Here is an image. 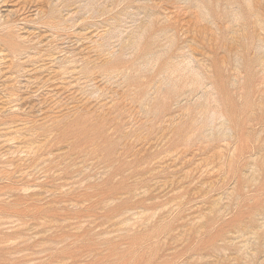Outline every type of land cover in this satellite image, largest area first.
<instances>
[{
	"label": "rangeland",
	"instance_id": "rangeland-1",
	"mask_svg": "<svg viewBox=\"0 0 264 264\" xmlns=\"http://www.w3.org/2000/svg\"><path fill=\"white\" fill-rule=\"evenodd\" d=\"M0 264H264V0H0Z\"/></svg>",
	"mask_w": 264,
	"mask_h": 264
}]
</instances>
